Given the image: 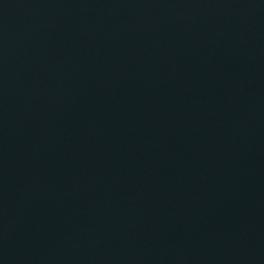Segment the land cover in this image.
<instances>
[{
	"label": "water",
	"instance_id": "obj_1",
	"mask_svg": "<svg viewBox=\"0 0 264 264\" xmlns=\"http://www.w3.org/2000/svg\"><path fill=\"white\" fill-rule=\"evenodd\" d=\"M0 264H264V0H0Z\"/></svg>",
	"mask_w": 264,
	"mask_h": 264
}]
</instances>
